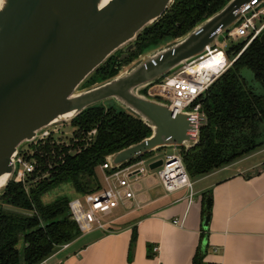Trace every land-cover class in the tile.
<instances>
[{
	"label": "water",
	"instance_id": "obj_1",
	"mask_svg": "<svg viewBox=\"0 0 264 264\" xmlns=\"http://www.w3.org/2000/svg\"><path fill=\"white\" fill-rule=\"evenodd\" d=\"M174 0H0V195L14 180L20 150L54 125L71 124L86 110L113 101L143 122L151 135L110 154L112 170L165 148H195L209 124L203 112L173 118L167 103L146 90L204 55L232 30L243 9L264 0H230L185 36L152 47L128 69L88 88L83 84L120 51L129 57L139 35ZM264 46V33L259 38ZM198 118L194 124L193 118ZM196 131V135H192ZM159 159L149 165L156 171ZM210 210V205L208 211ZM210 213L205 218L207 225ZM21 247V244H20Z\"/></svg>",
	"mask_w": 264,
	"mask_h": 264
},
{
	"label": "trees",
	"instance_id": "obj_2",
	"mask_svg": "<svg viewBox=\"0 0 264 264\" xmlns=\"http://www.w3.org/2000/svg\"><path fill=\"white\" fill-rule=\"evenodd\" d=\"M229 1L174 0L169 11L139 35L127 59L120 61V55L112 56L82 88L114 77L148 49L185 36ZM245 44H233L229 56H236ZM243 69L251 70L264 90V46L259 38L198 101L209 124L202 129L195 148L188 153L181 149L190 179L206 176L264 146V141L258 140L264 137V93L255 92L242 76ZM71 125L75 127L76 141L71 140L69 146L41 147L34 155L38 168L28 179L27 187L13 180L0 195V264H40L60 247L79 238L82 233L71 218V200L63 196L45 204L43 196L68 183L77 194L99 190L97 168L105 163L106 157L151 135L143 122L112 107L90 108ZM95 129V137L87 144L85 136ZM198 256L199 252L196 263Z\"/></svg>",
	"mask_w": 264,
	"mask_h": 264
},
{
	"label": "crops",
	"instance_id": "obj_3",
	"mask_svg": "<svg viewBox=\"0 0 264 264\" xmlns=\"http://www.w3.org/2000/svg\"><path fill=\"white\" fill-rule=\"evenodd\" d=\"M262 152L192 181V194H168L145 174L128 206L105 218L106 230L82 234L40 264H264Z\"/></svg>",
	"mask_w": 264,
	"mask_h": 264
},
{
	"label": "built area",
	"instance_id": "obj_4",
	"mask_svg": "<svg viewBox=\"0 0 264 264\" xmlns=\"http://www.w3.org/2000/svg\"><path fill=\"white\" fill-rule=\"evenodd\" d=\"M263 33L264 3L258 6L256 3L251 4L241 11L235 27L221 34L220 38L226 35L223 42L219 39V43L213 49L148 87L147 96L162 102L168 101L173 118L184 112L201 113V104L198 103L201 97ZM235 38L242 39L246 44L240 53L228 60L230 45L227 40L233 41ZM193 120L197 125L198 118L194 117ZM96 133V129L92 130L85 136L84 141L89 144ZM191 133L193 136L196 135V131ZM64 134L67 135V132L59 125H54L41 131L34 142L22 147L15 160L14 181L27 187L28 179L38 168L34 155L47 144L71 145V142L66 144L61 141V136ZM76 137L74 130L69 138L76 141ZM28 157L32 158L28 160ZM159 159L161 158H155L148 164L144 159H138L116 170H112L110 164L105 161L99 167L104 177V182H100L101 188L91 193L77 194L69 202L71 218L78 225L81 233L106 230L108 223L103 220L120 205L128 206L138 190L135 181L148 172H154L149 169V165ZM163 161V165L156 171L165 191L171 194L185 189L192 194L193 182L184 166L182 154L166 155ZM45 176L46 174L43 175ZM174 223L177 224L178 221ZM153 251L157 253L158 248L154 247Z\"/></svg>",
	"mask_w": 264,
	"mask_h": 264
},
{
	"label": "rangeland",
	"instance_id": "obj_5",
	"mask_svg": "<svg viewBox=\"0 0 264 264\" xmlns=\"http://www.w3.org/2000/svg\"><path fill=\"white\" fill-rule=\"evenodd\" d=\"M226 38V35H223L221 38H220V42H223ZM170 42V41H168ZM166 42V43H168ZM228 44L230 45V47L233 45V44H237V43H243L244 41L242 39H233L232 40H227ZM165 44V43H164ZM123 53V51H120L118 53V55H121ZM233 57L231 56H228V60H231ZM135 61V60H134ZM134 61H132L130 64H128L127 66H125L124 68L125 69H128L130 68L134 63ZM133 63V64H132ZM241 74L242 76L249 82V84L254 88L255 92L258 93V94H263L264 93V90L261 88V86L255 81L254 79V75L252 73L251 70L249 69H243L241 71ZM165 103H168V101H163ZM104 105L106 107H112V108H115L117 110H121L122 111V108L120 106H118L115 102L113 101H107L106 103H104ZM59 127L67 132V135H62L61 136V141H63L64 143H69L71 142L70 138H69V135H71V133L75 130V127H73L71 124H59ZM261 131H263V128L261 129ZM259 141H264V137L262 138V136L258 139ZM29 145V144H27ZM25 145V147L27 146ZM258 151H264V146L258 148L256 151L254 152H258ZM253 152V153H254ZM264 153V152H262ZM169 154H182V151L181 149L179 148H165V149H162L160 151H157L155 153H152L150 154L151 156L150 157H146L144 160L146 161V163L148 164L149 162H151L153 159L155 158H164L166 155H169ZM252 154V153H251ZM246 157V156H245ZM244 158V157H243ZM236 162V161H235ZM234 163V162H233ZM151 173V172H148V174ZM154 177L156 179H159L158 178V172L157 171H154L152 172ZM97 176L99 178V180L101 181V183L104 182V177H103V173L101 171L100 168H97ZM198 178H195V179H191L193 182H195V180H197ZM197 187V185H196ZM77 193L75 192L72 184L68 183V184H63L57 188H55L54 190L48 192L46 195L43 196L42 198V201L43 203L45 204H49V203H52L53 201H55L56 199L60 198V197H68L70 200L74 199L76 197ZM119 212H123V210L121 209L118 210L116 212V214H118ZM116 217V216H115ZM104 222H107V219H104L103 220ZM83 234V233H82ZM94 234L92 235H89V237L87 238H91L93 237Z\"/></svg>",
	"mask_w": 264,
	"mask_h": 264
},
{
	"label": "bare ground",
	"instance_id": "obj_6",
	"mask_svg": "<svg viewBox=\"0 0 264 264\" xmlns=\"http://www.w3.org/2000/svg\"><path fill=\"white\" fill-rule=\"evenodd\" d=\"M5 180H6V177L0 179V191H1V189L3 188V186L5 184Z\"/></svg>",
	"mask_w": 264,
	"mask_h": 264
}]
</instances>
